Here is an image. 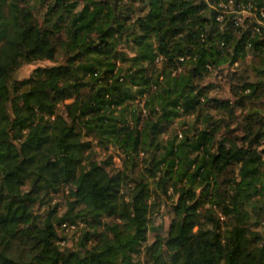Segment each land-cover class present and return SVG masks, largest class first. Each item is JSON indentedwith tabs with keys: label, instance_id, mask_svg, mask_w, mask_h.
Segmentation results:
<instances>
[{
	"label": "trees",
	"instance_id": "16d2710c",
	"mask_svg": "<svg viewBox=\"0 0 264 264\" xmlns=\"http://www.w3.org/2000/svg\"><path fill=\"white\" fill-rule=\"evenodd\" d=\"M221 1L0 0V264H264V115L247 109L264 17L221 21ZM249 51L263 78L228 71L232 97L213 94ZM238 108L249 141L225 146ZM163 196L171 224L148 242Z\"/></svg>",
	"mask_w": 264,
	"mask_h": 264
},
{
	"label": "rangeland",
	"instance_id": "374dc122",
	"mask_svg": "<svg viewBox=\"0 0 264 264\" xmlns=\"http://www.w3.org/2000/svg\"><path fill=\"white\" fill-rule=\"evenodd\" d=\"M261 57L255 54L253 51H249L245 58L238 59L234 62V64L230 67H226L223 72L215 71L212 75H210L209 80H213L216 83L219 82L218 86L213 90V94L221 97V98H231L232 92L230 90V77L233 70H238V72H242L245 76H249L250 79L258 80L263 78L259 76L253 67L254 65H260ZM53 61L50 60H41L33 63L24 64L16 73V78L23 79L32 75L35 69L39 66L51 65ZM264 90V89H263ZM249 108H254L260 110L264 115V91L262 96L254 98L253 101L248 103ZM244 111V110H243ZM246 111L242 112L241 108H238L239 116L237 120L231 121V125H223L218 134V140H223L224 145L228 146L231 143L237 144H247L249 141L248 134L245 130L244 124L241 122L243 118V114ZM96 142V141H95ZM94 148L98 151V158H103L108 153H113L114 165L117 167L122 166V159L120 154L111 147L109 150L102 149L101 146L96 145L94 143ZM164 201L159 203L156 206V212L151 215L150 229L148 231V242H152L158 235L166 236L169 230V226L171 224V219L173 215L172 209V200L170 197L163 196ZM58 201V198H55ZM54 200V201H55ZM63 202V201H62ZM27 219H22L18 222L19 225L26 224ZM60 234L65 237V240H62V243L68 246H74L77 240V234H75L74 230H61Z\"/></svg>",
	"mask_w": 264,
	"mask_h": 264
},
{
	"label": "built area",
	"instance_id": "2783aa9c",
	"mask_svg": "<svg viewBox=\"0 0 264 264\" xmlns=\"http://www.w3.org/2000/svg\"><path fill=\"white\" fill-rule=\"evenodd\" d=\"M219 14L217 18L221 21L225 20L226 15H230L232 13H237L236 22L239 24L243 22L245 17L250 16L251 14L258 15L264 17V6H258L256 0H249L248 2H240L237 0H227L221 1L219 4ZM258 22L264 23V19H258ZM259 30L260 27L257 26Z\"/></svg>",
	"mask_w": 264,
	"mask_h": 264
}]
</instances>
